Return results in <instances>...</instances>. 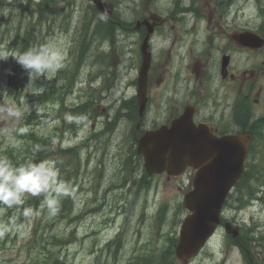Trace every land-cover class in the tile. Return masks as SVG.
<instances>
[{
  "label": "rangeland",
  "instance_id": "374dc122",
  "mask_svg": "<svg viewBox=\"0 0 264 264\" xmlns=\"http://www.w3.org/2000/svg\"><path fill=\"white\" fill-rule=\"evenodd\" d=\"M13 1H18L13 3L15 9L4 5ZM37 1L49 4L46 10L47 21L43 19L37 22V8L33 6V12L31 11L32 3ZM112 1L118 3L120 17L126 23L135 22L139 12L145 16L154 10L167 13V8L170 7V0ZM233 1L232 18L238 16L240 24L248 23L251 28H255L263 20L264 0ZM90 5V0H0V46L22 51L25 39L28 43L23 47L24 50L55 40L64 52L62 68L48 79L42 77L31 85L28 74L22 69L16 72V79L11 83L12 69L17 63L12 58L6 62L0 61V108L12 107L20 113L18 117H9L6 111H0V158L10 161L21 158L25 141L15 131L26 115L35 109V117L22 136L33 129L51 142L50 151L55 149L53 158L62 167H70L72 160L65 154H60V149L76 147L80 152L81 178L74 189L76 194L73 196V212L69 215L73 216L75 210L76 214L83 215L82 219L73 221L72 224L69 219H61L57 215L49 217L47 210L41 208L43 196L38 197L40 201L35 210L27 205V201L34 198L31 196L25 198L23 205L0 207V228L7 226L9 229L0 235V264H34L37 261L48 264L45 257L50 251L65 259L66 264H128L134 254L159 257L170 249L168 237L171 239L175 234L178 235L187 215L180 207L185 192L182 187L179 188L183 184L177 179L168 181L165 176L155 177L151 190L140 193L128 191L130 183L122 188L123 178H131L123 173L126 157L122 143L127 136V127L121 119L113 135L107 137L108 134L103 132L107 119L113 120L120 106L119 102L129 101L136 94L130 84L137 76L135 67L139 46H131L130 40L119 42L118 50L122 53L116 58L108 45H102L92 37H85L86 30L79 28L84 23V17L90 15ZM148 8L151 10L148 11ZM30 31H34V34L28 33ZM109 33H112V28L107 24L98 30L100 37ZM135 38L132 37L131 43ZM13 41L15 45H12ZM88 41L91 45H87ZM103 52L107 54L105 65L102 64ZM75 57L78 70L73 63ZM72 65L73 69L69 71ZM90 73L98 75L90 78ZM105 86L111 91H102ZM46 90L53 91L61 99L64 97V105L59 101L39 99ZM150 96L154 98L153 109L157 120L166 119L169 93H161L162 99H158L159 93L155 92L153 85ZM157 102L160 103L159 109ZM83 103L93 104L88 114L80 116L76 113L73 122L68 123L65 120L66 114H71V109ZM125 114L133 118L132 109L122 110V115ZM93 133L99 137L93 139ZM128 159L134 162L130 153ZM136 164L135 174L140 177L141 166ZM256 164L264 166V160ZM72 187L73 185L70 189ZM262 187L264 188V183ZM62 203L63 200L60 209ZM231 204L224 210L227 216L233 213ZM162 205L167 207L165 217L160 221L157 215ZM24 208H31L33 215L25 217L22 214ZM234 213L236 215L238 211L234 210ZM249 215V211H246L244 219L247 220ZM257 217L259 220L252 224L262 227L264 209L261 208ZM41 224L45 226L39 236V240L43 238L42 250L37 248L38 243L35 244L31 236L34 226ZM122 229L125 230V240L120 256L114 259L101 252L105 242L114 238ZM73 231L75 232L71 234ZM62 236L70 238L66 247L56 244L54 237ZM241 243L245 245L244 241ZM216 246L217 238L211 247L215 250ZM240 252L249 253L245 248H240ZM209 255V251H205L195 264H216L221 258L218 254L214 258ZM227 264L240 262L232 254Z\"/></svg>",
  "mask_w": 264,
  "mask_h": 264
},
{
  "label": "flooded vegetation",
  "instance_id": "af4514ba",
  "mask_svg": "<svg viewBox=\"0 0 264 264\" xmlns=\"http://www.w3.org/2000/svg\"><path fill=\"white\" fill-rule=\"evenodd\" d=\"M222 3L227 9L230 8L226 0H222ZM159 15V17H155V21L153 22L155 25V37L152 41L153 46L155 41L161 47H165L166 52L164 55L160 54L155 57V62L152 63L149 74V84L161 86L166 80V75L168 77L166 85L167 93H169L168 101L174 102L177 99L170 106L167 119L163 123L167 124L177 118L180 114L178 115L176 111V104L180 105L182 104L181 100H187L190 97V100H196L195 103L192 102L191 104L196 107L195 121L197 123L208 124L211 127V131L219 136L229 134V132H236L242 127H247L253 144L262 146L264 141L261 137V128L264 127V120L261 118V110L256 109L262 104L261 89L255 96L252 95L253 91L248 90L245 98L253 106H249L246 109L243 106L239 108L237 97L234 100L228 97L234 88L231 81H234L235 77H233V74L230 75V73L226 77H222L221 75L222 55L229 54L231 61H235L236 44L229 40L228 36H224L221 42H216L211 37L203 38L200 42L203 49L207 48V51L200 54L197 46L191 44L189 31L178 28V26L184 23L181 18L171 12ZM129 30L130 28L127 27L122 28L123 33ZM144 31L145 29L142 27L138 35H144ZM156 37L159 38L156 39ZM212 44L218 48L217 53H211V50L215 48L212 47ZM200 64H204L207 69L201 68ZM261 65L263 69L264 64ZM216 68L222 80H226L227 77L231 79V81H225L223 93L220 92L222 85ZM189 187L187 186V188ZM252 187L253 179L237 187L233 193L235 201L240 204L241 198L239 197V193L246 189L247 194L251 195L248 204L254 205L256 202H259L264 205V200L259 198L258 193L253 195L254 189ZM232 222L238 225L235 219ZM236 242L243 249L244 244L241 243V240L233 241V243ZM255 243L257 246H260V242ZM246 257L248 258L247 264H264V247L261 252H257V250L256 252L249 251Z\"/></svg>",
  "mask_w": 264,
  "mask_h": 264
},
{
  "label": "water",
  "instance_id": "95a60500",
  "mask_svg": "<svg viewBox=\"0 0 264 264\" xmlns=\"http://www.w3.org/2000/svg\"><path fill=\"white\" fill-rule=\"evenodd\" d=\"M92 1L105 17L112 14L113 6L106 0ZM148 67L149 63L143 65L139 83L141 113L147 102L145 79ZM189 125L188 116L184 115L171 129L164 127L147 134L140 140L138 148L149 174L167 171L171 176H179L188 166L197 169L193 189L184 197V206L190 214L183 221L175 250L183 264L198 255L220 223L223 204L244 169L247 153L242 137L215 140ZM227 231L230 233L229 228Z\"/></svg>",
  "mask_w": 264,
  "mask_h": 264
},
{
  "label": "clouds",
  "instance_id": "9594fccd",
  "mask_svg": "<svg viewBox=\"0 0 264 264\" xmlns=\"http://www.w3.org/2000/svg\"><path fill=\"white\" fill-rule=\"evenodd\" d=\"M12 58L28 74L29 85L40 78H49L58 72L64 61V52L55 40L39 47H29L24 51H15L0 46V61ZM9 117H18V110L12 107L0 108ZM73 116L66 114L65 120L73 122ZM20 131H26L21 129ZM38 150V148H37ZM71 195L68 183L61 178L54 160L35 162L32 158L24 163L14 164L7 158H0V207L13 208L24 204L27 196L40 197L41 208L47 210L49 217H54L60 210L62 198ZM23 215H33L31 208H24ZM7 226L0 228V235L7 232Z\"/></svg>",
  "mask_w": 264,
  "mask_h": 264
},
{
  "label": "trees",
  "instance_id": "16d2710c",
  "mask_svg": "<svg viewBox=\"0 0 264 264\" xmlns=\"http://www.w3.org/2000/svg\"><path fill=\"white\" fill-rule=\"evenodd\" d=\"M93 19L95 20H98L99 24H98V30L100 29V27L103 25L102 23H104V18L96 12L95 8H93ZM108 27H110L109 25H107ZM111 28V27H110ZM96 30V29H95ZM28 33H31L33 34V32H28ZM112 34H114V30L112 29ZM22 40V39H21ZM28 43L27 39L24 40V43H23V47L26 46V44ZM16 43H14L13 41V44L12 45H15ZM13 46H11L12 48ZM22 47V51H24V48ZM20 69H22L23 71H25L19 64H16L15 67H13L12 69V75H11V83L13 82L14 79H16V72L19 71ZM25 73H27L25 71ZM22 83V81H20V84ZM17 85H19V83H17ZM23 87V86H22ZM47 98V95H45L44 98L42 99H46ZM56 100H61L63 101V98L61 99L59 96L56 97ZM128 108H131L130 106H126ZM25 143H30L29 144H23V147L21 149V158H17V159H12L13 163L14 164H21V163H24L25 160L29 159V158H32L35 162H39L40 160L43 159L44 155L46 156V153L47 151H49V148H48V142L39 138L38 136H35L33 135L32 133L30 134H27L26 137H25ZM38 148V150H37ZM65 178L67 179H71L72 176H70V173H66V176H64ZM71 205V204H69ZM66 208L65 206L63 207V212L62 213H66ZM39 236H36L34 235L33 237V241L35 242V239L38 238ZM168 241L170 242V249L166 252H164L162 254V256L158 257L156 259V261H150L149 258H142V259H139L137 260V264H175V257H174V246L176 244V237L174 238H171L169 239L168 237ZM57 245H60L62 246L63 245V240H61L60 242H56ZM63 247V246H62ZM47 263L48 264H64L62 262L59 261L58 258H55V257H51V258H48L46 259ZM34 264H42L41 262L37 261V262H34Z\"/></svg>",
  "mask_w": 264,
  "mask_h": 264
}]
</instances>
